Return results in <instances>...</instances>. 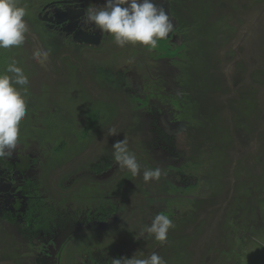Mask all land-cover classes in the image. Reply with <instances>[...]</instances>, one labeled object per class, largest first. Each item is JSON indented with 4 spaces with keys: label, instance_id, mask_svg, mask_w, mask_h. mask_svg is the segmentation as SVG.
<instances>
[{
    "label": "flooded vegetation",
    "instance_id": "af4514ba",
    "mask_svg": "<svg viewBox=\"0 0 264 264\" xmlns=\"http://www.w3.org/2000/svg\"><path fill=\"white\" fill-rule=\"evenodd\" d=\"M240 1L157 0L174 29L150 51L117 47L111 34L81 24L85 11L104 0H19L27 8L22 49L30 62L16 60L29 69L40 103L26 98L17 147L0 159V235L13 236L14 250L25 247L14 264H111L154 251L167 264L185 263L198 257L193 243L206 225L210 235L200 247L209 243L216 251L204 249V264H264L262 137L233 119L224 124L223 141L214 129L223 112L218 92L215 112L201 108L195 58L198 47L208 48L202 37L210 19L224 11L236 20L246 7ZM50 81L57 90L47 89ZM68 91L87 94L91 104H62ZM251 109L254 117L257 105ZM110 128L118 134L109 135ZM125 138L141 164L135 177L113 157ZM230 144L238 147L231 158ZM220 155L225 160L218 162ZM155 167L160 180L145 183L143 170ZM158 213L175 223L167 242L137 239ZM245 246L254 249L241 252Z\"/></svg>",
    "mask_w": 264,
    "mask_h": 264
},
{
    "label": "rangeland",
    "instance_id": "374dc122",
    "mask_svg": "<svg viewBox=\"0 0 264 264\" xmlns=\"http://www.w3.org/2000/svg\"><path fill=\"white\" fill-rule=\"evenodd\" d=\"M213 1L216 2V0ZM241 4H245L246 7L241 10L239 15H236V20H234L233 16L229 17V12L224 11L219 16L210 19L212 27H208L205 30L204 34L207 38L202 37L206 43L209 41L208 48L200 46L195 54V58H198V65H196L199 69L197 72L199 75L198 82L203 93V96L201 95V108L215 112L212 108V93L216 90L218 94L214 95L215 102L218 104L219 109L223 111L221 114V123L223 124L214 123V129L222 135L223 141L226 142L229 139L226 125L224 124L231 123L235 119L236 121L239 120L242 125L248 124L249 126L246 127V130L251 135L262 137L261 143L264 145V0H241L239 5ZM235 9L239 10L240 7L236 5ZM228 17V21L225 22ZM231 26L238 28V30H234ZM217 28H220V30H217ZM217 31L223 32V35L218 37L221 40L218 41L215 39ZM26 52L22 47L9 50L0 49V72H3L4 67L12 58L21 57L25 63H29L30 58L26 56ZM22 68L29 77V69L27 67ZM217 81L221 83L218 86ZM48 84V90H57L58 88L52 86L57 87L60 85L57 81H50ZM33 85L36 84H32V80L29 78L26 98L32 95L35 101L40 103ZM72 86L73 84L70 86V90ZM41 89L39 88V90ZM254 94L256 95L258 110L254 117H250L252 109L251 107L247 108L244 104L242 106L240 97L245 96L249 100L255 96ZM71 102L78 108L83 107V103L91 104L87 94L81 98L70 96L69 91L62 94V104L69 105ZM54 121L56 120L50 119L49 123L52 124ZM53 126L58 127V125ZM99 127L100 124L96 127L97 131ZM234 146L237 147L236 145ZM234 146L230 144V158L235 149ZM224 160V155H220L218 162ZM227 170H229V166H227ZM207 226L209 225L205 226L202 236H198V242L193 243V251L197 253L198 257L192 260H186L185 258L181 261L185 263L180 264H204V249H208L209 254L212 251H216L209 243H206L205 246L203 245V248L200 247V243L204 244L209 238L210 230L207 229ZM13 239L11 235L5 236L4 239L0 235V264H14V261L19 258V255L15 254L16 250L20 253L21 250L25 249L18 243V247L14 250L13 247L16 242ZM253 249L254 247L245 246L240 251L249 252ZM217 250L220 251L219 248ZM223 250H225V247ZM222 259L225 260L224 257Z\"/></svg>",
    "mask_w": 264,
    "mask_h": 264
},
{
    "label": "clouds",
    "instance_id": "9594fccd",
    "mask_svg": "<svg viewBox=\"0 0 264 264\" xmlns=\"http://www.w3.org/2000/svg\"><path fill=\"white\" fill-rule=\"evenodd\" d=\"M27 8L19 0H0V49L9 50L24 45L29 28L25 17ZM83 26L111 34L117 47L140 45L155 50L158 41L166 39L174 25L165 8L157 0H104L100 6L89 7L81 21ZM46 58L49 51L43 53ZM40 53H34L39 58ZM12 58L0 72V159L10 158L16 149L20 137V125L27 115L29 77L24 69ZM115 128L109 129V135H117ZM114 160L120 168L126 169L133 177L141 173V164L136 155L128 148L127 139L114 145ZM162 170L159 167L145 168V183L159 181ZM175 228L173 220L165 214H155L150 222L142 226L136 238L146 235L160 244H165L170 229ZM111 264H167L157 252L148 256L133 255L131 258L112 259Z\"/></svg>",
    "mask_w": 264,
    "mask_h": 264
},
{
    "label": "trees",
    "instance_id": "16d2710c",
    "mask_svg": "<svg viewBox=\"0 0 264 264\" xmlns=\"http://www.w3.org/2000/svg\"><path fill=\"white\" fill-rule=\"evenodd\" d=\"M240 102L242 103V106L243 104L247 106V108L251 107V108H255L256 107V99L255 98H251V99H247L245 96H241L240 97ZM240 103V104H241ZM230 247V249H233L234 248V244H230L228 245Z\"/></svg>",
    "mask_w": 264,
    "mask_h": 264
}]
</instances>
